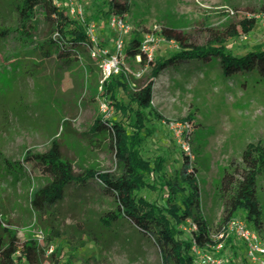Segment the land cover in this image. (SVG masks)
I'll return each instance as SVG.
<instances>
[{"label": "rangeland", "instance_id": "rangeland-1", "mask_svg": "<svg viewBox=\"0 0 264 264\" xmlns=\"http://www.w3.org/2000/svg\"><path fill=\"white\" fill-rule=\"evenodd\" d=\"M112 2L128 4L125 19L132 28L129 41L166 27L182 32L196 45L211 43L215 35H220L226 49L236 56L264 49V30L257 19L264 0H82L79 3L86 20L96 25L99 45L108 49L113 47L108 27ZM15 4V0H0V29L9 30L0 39L3 217L21 242H37V234L42 232L43 240L37 244L53 250L48 256L44 254L42 264H161L158 248L150 237L126 219L114 222L110 229L102 227L100 218L113 212L115 205L94 180L66 190L64 201L54 210L57 218H40L31 209V192L49 179L30 165H16L21 164L27 151L44 152L57 140L75 173L116 172L108 136L94 135L92 126L97 118H125L114 106H109L108 112L102 111L101 106L108 103L103 95L109 79L102 80L88 52L76 61L72 56L70 61L68 56L45 55L52 52V27L42 11L36 10L31 37H22ZM229 10L234 14L230 15ZM251 17L256 23L249 33L228 35L232 26L239 32L240 21ZM73 19L78 21L77 16ZM177 50L176 44L161 41L154 61ZM120 70L112 83L123 82L125 90L116 85L114 93L120 103L127 105L132 94L148 81L150 66L124 57ZM152 99L145 124L154 134L142 146V156L148 161L162 156L166 178L177 179L184 157L178 140L187 142L190 165L196 169L200 185L201 209L211 233L216 234L223 210L216 188L224 168L240 161L247 144L264 142V79L256 72L225 77L216 59L191 61L159 75L154 80ZM257 189L262 228L258 230L246 220L243 212L238 217L264 242V173L257 180ZM138 196L161 203L166 191H143ZM51 223L57 237L48 244L45 238ZM184 236L190 237V232L185 230ZM231 244V249L222 251L225 264H252L244 258L245 248L239 240L233 238Z\"/></svg>", "mask_w": 264, "mask_h": 264}, {"label": "trees", "instance_id": "trees-1", "mask_svg": "<svg viewBox=\"0 0 264 264\" xmlns=\"http://www.w3.org/2000/svg\"><path fill=\"white\" fill-rule=\"evenodd\" d=\"M14 8L18 16V27L22 37L29 39L34 27L33 17L36 10L43 13L45 21L52 27L53 38L49 40L52 52L57 57H74L76 61L87 50L83 44L89 43L83 24L67 16L64 9L57 8L51 0H15ZM112 15L125 17L128 4L111 3ZM264 13V2L260 7ZM256 23L254 17L243 18L238 27H231L229 36L236 37L249 33ZM162 36L173 41L178 50L167 57L153 61L150 66L148 81L142 88L132 94L129 103L122 104L116 99L114 87L125 90L123 82L115 85L109 78L105 85L104 98L109 106L121 113L124 121H109L97 118L92 126L94 135H107L109 146L113 151L117 171L86 170L75 173L72 163L66 159L57 140H53L44 152L27 151L21 166L30 165L49 181L31 192V209L40 217L54 215L55 208L66 197V190L71 186H84L94 180L106 196L114 202L113 212H107L100 218L103 228L110 229L118 220L126 219L140 233L147 235L159 251L161 264H193L190 253L191 238L199 247L213 243L211 230L201 209L200 187L197 172L190 165L189 157L184 153L182 167L177 179H167L165 158L157 156L151 161L142 156V146L153 134L154 130L146 126L147 113L151 112L154 80L168 68L186 65L191 61L207 62L216 59L225 77L237 73L256 72L264 79V49L250 51L242 56L234 55L224 46V39L215 35L211 43L196 45L182 32L163 27ZM9 33L0 29V39ZM140 39L135 37L128 43L126 56L135 58L140 55L142 63L146 61L140 51ZM88 58L89 55H88ZM122 77V76H119ZM157 116V114H156ZM8 165L11 164L8 162ZM264 173V142L249 143L241 153L240 161H232L229 168H224L223 175L216 188L217 198L222 204V224L243 212L246 220L252 222L260 230L262 228V206L258 200L257 180ZM166 191L164 201L147 200L138 196L140 192ZM239 218V217H238ZM190 222L197 227V232L190 231V237L184 236L182 228ZM221 224V225H222ZM220 225V226H221ZM48 244L57 237L54 223H51ZM232 237H228L224 249L232 248ZM44 250L34 239L19 241L17 233L12 230L0 211V264H42ZM57 264V262H56Z\"/></svg>", "mask_w": 264, "mask_h": 264}, {"label": "built area", "instance_id": "built-area-1", "mask_svg": "<svg viewBox=\"0 0 264 264\" xmlns=\"http://www.w3.org/2000/svg\"><path fill=\"white\" fill-rule=\"evenodd\" d=\"M53 4L59 8L64 9L67 16L70 18L78 17V21L83 24L85 33L89 38V43L83 44V47L87 50L89 57L96 61L100 69L102 80H108L110 77L120 73L121 63L126 56V49L129 43V36L131 35L132 28L126 21L125 17L120 15H111L108 19V27L112 33L113 47L108 49L100 46L96 35V25L93 22H88L84 16L81 2L82 0H51ZM229 14L233 15L234 12L229 10ZM261 28L264 30V13H260L257 17ZM55 36V34L53 35ZM161 41H167L162 36V29L155 32L145 34L140 39V51L146 61V65L153 62L155 59L156 50ZM173 43V41H167ZM142 63L141 56L135 57ZM138 76V75H137ZM153 100V99H152ZM107 105V106H106ZM102 105V111L108 112L110 107L108 104ZM188 126H186L187 128ZM173 133V132H172ZM186 140V139H185ZM180 148L188 157L189 145L187 142H181ZM183 230L197 232L196 225L187 222L183 226ZM228 237L239 240L245 248V258L252 264H264V242L260 238L259 234L249 229L246 223L238 217L230 218L226 223L222 224L216 234L211 233V239L213 243L207 244L204 247H199L194 238H191L190 253L193 257V264H225V259L222 255V251L225 246L226 239ZM37 242L41 243L43 240V234L41 231L37 234ZM46 256L52 253V248L48 246L43 248Z\"/></svg>", "mask_w": 264, "mask_h": 264}, {"label": "crops", "instance_id": "crops-1", "mask_svg": "<svg viewBox=\"0 0 264 264\" xmlns=\"http://www.w3.org/2000/svg\"><path fill=\"white\" fill-rule=\"evenodd\" d=\"M109 49H111V48H109ZM199 187H200V185H199ZM202 214L204 215V217L206 218V214L204 213V212H202ZM245 251V250H244ZM244 258H245V252H244ZM246 259V258H245Z\"/></svg>", "mask_w": 264, "mask_h": 264}]
</instances>
